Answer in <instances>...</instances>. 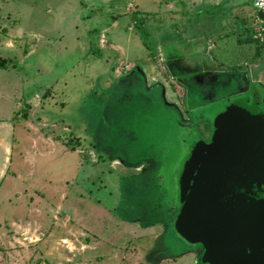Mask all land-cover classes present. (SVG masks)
Listing matches in <instances>:
<instances>
[{"label": "rangeland", "instance_id": "1", "mask_svg": "<svg viewBox=\"0 0 264 264\" xmlns=\"http://www.w3.org/2000/svg\"><path fill=\"white\" fill-rule=\"evenodd\" d=\"M157 3L0 0V123L14 126L12 133L10 127L0 128V143L14 134L19 146H28L32 127L25 121L30 120L71 152L79 151L82 166L72 168L74 156L67 161V190L72 196L78 191L86 200L73 202L84 216L81 223L75 221L76 207L70 206V225L78 231L80 243L94 242L97 248L85 253L90 259L86 264H137L148 257V264H202L191 251L199 244L172 231L179 230L174 219L180 202L187 199L188 182L180 188V176L192 171L193 148L207 142L229 115L226 100L248 96L254 100L264 93L252 77L247 91H239L242 85L234 79L247 70L245 63L250 67L259 62L264 80V30L256 36V27L264 28V21L257 18L253 0H223V6L208 8L206 14L197 12L198 24L211 18L206 35L214 22L224 25L223 45L209 55L227 63L217 74L202 77L196 73L201 69H182L169 54L160 61L156 44L161 40H154L149 27L158 21ZM211 38L215 42L216 36ZM116 44L119 53L114 51ZM205 62L214 63L209 58ZM157 65L165 71L161 73ZM159 74L167 81L169 75L175 77L174 88L184 96L165 93L157 82ZM167 101L176 102L180 110ZM182 117L190 120L191 128L180 122ZM45 162L51 165L42 159L39 170L46 168ZM66 169L59 167L56 184ZM8 187L10 194L17 191L13 184ZM5 196L0 191V230L11 232L8 242L0 234V264H61L63 245L51 253L47 249L51 244H45L60 242L62 220L49 215L62 213L64 204L53 201L52 210L40 214L29 211V203L19 205ZM34 221L37 225L32 227ZM148 226L150 230H142ZM16 230L26 231L20 235ZM159 230L167 231L154 236ZM74 248L72 243L70 258H76Z\"/></svg>", "mask_w": 264, "mask_h": 264}, {"label": "water", "instance_id": "2", "mask_svg": "<svg viewBox=\"0 0 264 264\" xmlns=\"http://www.w3.org/2000/svg\"><path fill=\"white\" fill-rule=\"evenodd\" d=\"M256 98L229 100V115L193 148L192 171L180 176L188 190L176 231L199 244V263L264 264V107Z\"/></svg>", "mask_w": 264, "mask_h": 264}, {"label": "crops", "instance_id": "3", "mask_svg": "<svg viewBox=\"0 0 264 264\" xmlns=\"http://www.w3.org/2000/svg\"><path fill=\"white\" fill-rule=\"evenodd\" d=\"M226 2L228 7V1ZM222 4L223 0H219L215 2V4L211 5L206 4V0H158V21L156 23L150 24L149 27L154 40L156 41V37L159 38L158 40H161L160 45L156 44L157 49H159L158 51L160 61L162 56L164 59H167L166 54H169L168 58L177 60V62H179V66H182L180 67L182 69H201L200 72H198L199 70L196 72L200 77L208 74L211 75V73L217 74L218 71H221L222 68H225V64H227L224 61L225 59L220 60L217 55H209L212 50L216 49L218 51L223 45L221 39L224 38V34L221 29H223L224 25L221 24V22H214V25L212 26L210 31H208L211 33L206 35L208 27L207 24L208 21L211 20V18L207 17L205 20L208 21L205 23L201 22V24H198L196 22L197 12L199 13L201 11V13L206 14L208 8L213 7L216 9L219 8L220 5L223 6ZM129 5H131V3H129ZM227 15H229V10H227ZM213 36H216L215 42L211 38ZM162 44L164 45L163 47ZM113 48L114 51L118 53L120 52V48L117 44L114 45ZM172 52L175 53L170 57V54H172ZM177 55L179 56V58L176 57ZM206 58L211 59L214 63L207 65L205 62ZM146 60L149 61L150 58L146 57ZM195 60L197 62H199L200 60L202 62L201 65L198 66L195 63ZM160 63L163 64L162 66H164L165 69H169L168 66L166 67L164 65L163 61ZM259 64V62H257V64L254 62V66L250 65L249 67V65L245 63L244 65L247 66V70H245L244 72H238L237 76L234 79L236 80L235 84L240 83L239 85H242V88L239 91H247L249 89V77H252L253 80L258 81L264 89V80L261 76L263 67ZM229 67L227 68L233 69L231 65H229ZM158 69L161 71V73L165 71L163 68H161V66H158ZM160 71L157 73H160ZM233 71H235V69H233ZM158 78L159 80L157 82L162 87L165 93L168 90L173 96L176 95V92L178 93L179 97L181 95L184 96V92H180V88H174V85H176L175 77L169 75L167 78H169L170 80L167 81L159 74ZM261 99L264 103V93L263 95H261ZM166 103L174 107L177 111L180 110L179 105L176 102L171 103L167 101ZM25 122L31 124L32 127L29 135L30 143H28V146H24L22 144L21 146H19L17 144L18 141L16 140V138H13L14 134L9 139L3 137V143H0V191L3 192V195L7 194V196H5V200H13L19 205H21L22 203H29L30 206H27L29 211H34L40 214H44L45 209L47 211L49 208V210H52L51 204H53V201L58 200L61 205L63 203L64 205L61 207L62 213L57 212L56 214L54 213V215L53 213L49 215L50 218L55 217L62 220V228H65V230H61L62 235L60 242H58L59 240L54 242L50 241L49 244L45 245L49 247V245L51 244V247L47 248L51 253H56L57 249H60L59 244L63 245L61 249L63 250L65 257L63 256L61 264H86V262L89 263L90 259L85 256V253L87 251L95 252L97 250L95 243H80V238L78 237L79 235L77 233L78 231L76 230V228L70 225L71 205L72 207L75 206L77 209L75 210V215L77 217L75 218L74 216L76 223H81L82 218L84 217H82L81 214L78 213V210L80 209L77 204L73 203L74 200L76 201V203H78L79 200L81 202H86V200L81 197V194L78 193V191L76 192V195L72 196L73 193L67 190L70 180V169H68L69 163L67 161L69 160L70 156H74L73 159L75 161V165L72 166V168H75L76 166H82L83 163L81 162V157L78 154L79 151L77 154H75V151L71 152L70 149L66 145H64L62 141H59L53 133L43 132L40 127L35 124L33 125L30 120ZM180 122L188 124L190 120L182 117L180 118ZM188 126L189 128L192 127L189 124ZM5 127H10L11 133L14 131L13 125L9 126L8 123H0L1 129H4ZM42 159H45V161L49 162L51 161V165H49L48 162H45L46 168L39 170L38 165ZM60 162L61 165H58L57 163ZM64 165L65 168L67 167L66 175L60 176V178L58 179L59 184H56L55 176H59V167H62V169H64ZM39 183H41L42 185H39ZM45 183L47 185V188L43 187ZM10 184H13V187L17 190L12 194H10L11 191L8 190V186ZM12 196H14L15 199H12ZM39 204H46V206L42 208L41 206H39ZM13 209H15V207ZM58 210H60V208H58ZM30 225L34 227L37 225V223L36 221H34L33 223H30ZM80 226L83 227L82 224ZM146 228L149 229H140H142L143 231L150 230L149 226ZM16 231L17 233H20V235H22L21 233H24L26 230H19L20 232L18 230ZM32 231L33 229L29 230L30 233ZM166 231L167 230H159V233L156 232L154 236H157L158 234H160V232L162 234H165ZM172 231L174 235L182 238V236L176 230ZM10 232L11 230H0V234H2L5 239L10 236ZM47 235L51 236L52 232L48 230ZM73 237H75L76 239H73ZM15 238L16 237H14V239ZM9 240L10 239H7V242ZM74 241H77V243H75ZM72 243L75 246L73 250L77 252L75 253L76 255H73L76 258H70V255H68V252H70L69 250L72 249ZM127 249L128 247H125V250ZM35 250H37V247H35ZM200 250L201 249L199 248V246H194L193 250H191L196 256L197 262L199 258L198 255H200ZM124 256L121 257L130 259L129 255L125 252ZM78 258L80 260H78ZM124 258L122 259L125 260ZM148 261H146L145 263L138 262L137 264H148ZM14 264L18 263L15 262Z\"/></svg>", "mask_w": 264, "mask_h": 264}, {"label": "built area", "instance_id": "4", "mask_svg": "<svg viewBox=\"0 0 264 264\" xmlns=\"http://www.w3.org/2000/svg\"><path fill=\"white\" fill-rule=\"evenodd\" d=\"M253 5L257 12L262 11L264 13V0H253ZM262 21V20H261ZM264 30L262 24L256 27V36H260L261 32Z\"/></svg>", "mask_w": 264, "mask_h": 264}, {"label": "trees", "instance_id": "5", "mask_svg": "<svg viewBox=\"0 0 264 264\" xmlns=\"http://www.w3.org/2000/svg\"><path fill=\"white\" fill-rule=\"evenodd\" d=\"M263 24H264V23H263ZM95 52L98 53L99 51H95ZM95 52H94V53H95Z\"/></svg>", "mask_w": 264, "mask_h": 264}]
</instances>
